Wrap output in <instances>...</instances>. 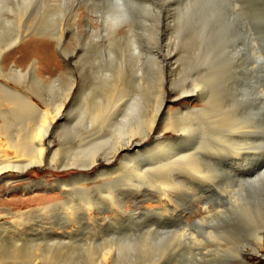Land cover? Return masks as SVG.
<instances>
[{
  "label": "bare ground",
  "instance_id": "1",
  "mask_svg": "<svg viewBox=\"0 0 264 264\" xmlns=\"http://www.w3.org/2000/svg\"><path fill=\"white\" fill-rule=\"evenodd\" d=\"M16 1L0 0V18L6 10L23 16L25 8ZM134 1H127L129 6L123 0L110 1L102 24L111 34V44L102 56L98 49L103 48L91 52L97 77L90 86L83 69L68 63L66 72L49 82L39 76L36 61L25 72L8 71L7 54L32 32L0 31V192L18 189L12 187L14 173L24 175L34 168L78 171L52 180L29 179L21 189L48 193L56 188L62 196L57 202L26 210L0 207V264H58L64 254L67 259L76 254L87 232L104 228H111L115 237L116 229L122 228L125 239L117 248L105 239L82 246L90 261L101 257L97 264H159L165 255L185 251L190 257L182 264H199L200 255L208 256L197 245L207 238L233 241L224 246L217 241L212 251L219 256L238 255L250 264L252 252L246 244L257 252L264 246V205L252 204L246 189L220 192L212 185L220 166L250 176V158L262 156L252 149L258 129H252L249 119L239 118L236 108L226 106L219 95L205 92L203 76L213 78L208 67V74L200 73L201 80L193 77L192 85L180 93L169 87L173 68L153 45L160 42L162 10L148 0ZM153 15L157 23L149 19ZM130 16L132 22L120 25ZM242 26L255 65L247 72L255 76L254 87L248 85L245 93L254 88L258 112L264 115V51L251 36L250 26L244 22ZM86 29L94 39L92 26ZM50 36L57 51H67L63 32ZM77 52L75 48L70 54ZM209 59L205 55L202 64ZM180 99L197 101L199 106L172 109ZM72 110H77L78 120L65 125ZM69 133L73 145L55 142L57 134L66 138ZM262 161L254 180L264 174ZM146 200L160 206L151 210L144 205Z\"/></svg>",
  "mask_w": 264,
  "mask_h": 264
},
{
  "label": "rangeland",
  "instance_id": "2",
  "mask_svg": "<svg viewBox=\"0 0 264 264\" xmlns=\"http://www.w3.org/2000/svg\"><path fill=\"white\" fill-rule=\"evenodd\" d=\"M110 1L111 0H17V3L21 2L18 3V5L25 8L21 13L23 16L20 17V15H18L20 13L15 14V12L13 13L6 10L5 14L0 18V31L13 34L21 28H27L32 32V35H27L26 37L28 38H23L11 48L5 59L6 69L9 71L10 68H14L25 72L28 70L30 64L36 61L41 68L39 76L49 82L52 79H56L63 74V72L65 73L66 63H68L70 67L73 68L80 66L83 69L84 76H86L87 85H93L97 77V74H95V69H97V67L91 58V52L97 47L103 48L101 50L98 49V52L100 51L101 53L100 56H102L104 49L106 50L111 44V34H108V32L103 29L102 24V18H108ZM123 1L129 6V2L134 0H127L129 1L128 4L126 0ZM142 1L146 2L147 0H135L134 2L140 4ZM147 2L151 3L153 7L162 10L160 16V42L157 45L154 41L153 45L157 47L155 51L159 50L158 53L160 58H164L166 63H169L171 68H173V71L169 73L172 80V85L170 84L169 87L178 94L183 87L189 88L192 85L191 81H195L194 78L196 80L200 79V73L203 75H205V73H211V77L213 78L208 79L209 81L206 80L204 76L202 80L200 79L204 83L205 92H207L208 95H219L224 100L226 106H229L230 109L236 108L235 112H237L239 118L249 119L250 125L254 127L252 129H254V131L258 129V132L256 131L258 134L253 140L252 149L255 154L259 153L262 156H252V159L250 158L249 162L251 163L252 161L248 166V172L251 173L250 176L247 177L243 175L244 173L240 172L237 168V170H232L231 168L228 169L226 166H220L217 168L218 170L216 169L217 171H215V184L212 185L220 189V192H239L242 189H246L252 204L255 202L257 205H264V188L261 185V182L264 184V174L257 177L255 180L253 179L255 178L256 172H259V166L263 162L262 160H264V115L258 112V102H256L255 92H253L254 84L251 83V81H254L253 78L255 76L248 74V70L254 68L255 65L252 59L253 54L251 53V45L249 44L250 39L244 32L242 26L243 22L247 27L250 26L251 36L255 38L258 43L260 42L259 44H261L264 51V0H148ZM26 4L27 7H25ZM29 6L30 8H28ZM76 16L78 17L77 21L75 19ZM153 16H149V19L157 23V17L155 15ZM132 19L133 17L131 16L127 17L126 20L120 22V25L127 26V24H129L128 22L133 21ZM88 24L96 31L94 39H92L90 32L86 29V25ZM239 28H241V31ZM123 29H120L119 33H125ZM58 31L64 33L63 42L64 48H66L67 51L62 53L57 51L56 43L50 38L52 33L54 34ZM75 48L78 49V52L73 55L70 54ZM82 52L85 53L82 54ZM205 55H209L210 59L202 64L201 59H204ZM199 56L200 59H198ZM79 57H81V62ZM205 68L211 71L207 73L205 72ZM77 75L80 76L79 72ZM235 78L239 80L237 84L233 85ZM187 80H189V82ZM248 85H253V87L251 86V92L247 91V93H245V88H247ZM19 88L22 89L23 87ZM183 104H189L191 107L199 106L197 101L188 103V101L180 99L173 102L170 107L176 109L180 108ZM248 107L252 109L247 110ZM76 120H78L77 110H72L67 114L65 125L74 124ZM55 140L57 144L59 142L64 143L65 147L71 146L74 143L73 136L70 133L66 138H62L57 134ZM100 161L101 164H103L101 159ZM97 169L96 166V170ZM71 171L72 172L67 171L59 173L49 168H34L24 175L14 173L11 176V179H13L12 182L14 181L12 187L18 189L8 192L7 194L0 192V207H14L15 209L26 210L33 207H42L45 205V202L49 204L48 201L51 200V203L61 200L62 196L56 188L49 190L48 193H44L41 190L23 193L21 189L29 183V179L40 180L46 177L48 180H52L54 177L63 178L68 177L69 173H78L76 170ZM261 177L262 179H260ZM3 189L5 188L3 187ZM42 202L44 205H42ZM131 202L133 201L130 200L126 204L128 209L132 206ZM144 205L151 210L160 206L153 200H146ZM121 230L122 228L116 229V231H118L116 237L111 234V228H104L103 232L99 233L93 231L91 233L87 232L88 234H85V238H83L84 240H82L81 245L79 244L77 246L76 254L69 256L68 259L64 254L59 261L57 260L58 264H92L93 262L97 264L101 262V257L99 255L95 256L96 260L93 259V261H90L85 254L86 252L83 251L82 246H86L87 244L98 245L103 243V239H105L110 242L109 244H114L113 247L117 248L125 239V235L121 233ZM93 234H99V236L97 235L95 237ZM214 239L215 238H209V240L208 238L202 239V242L197 245L200 249L202 245V249L204 250L201 249V251L206 252L208 256L200 255L197 259L199 264H212V262L213 264H246L240 256L235 254L217 255L212 251L215 247L214 244L219 241L224 246L225 243L227 245L228 241L227 238H225L226 240L215 239L213 243L211 240ZM224 240L225 242L223 243L222 241ZM206 241L210 242L207 244ZM232 242L233 241L229 242L228 245H232ZM246 245L248 251L250 253L252 252L251 255L248 256L250 264H264V256L260 255V253L264 254V246L259 248V252H257L256 249L253 248L254 246L249 244ZM248 245L250 247H248ZM205 246L207 247L205 248ZM195 252L199 253L200 250L196 249ZM189 255L187 251L176 253L173 256L165 255L160 259L159 264H167V262L168 264H182L185 258L190 257Z\"/></svg>",
  "mask_w": 264,
  "mask_h": 264
}]
</instances>
